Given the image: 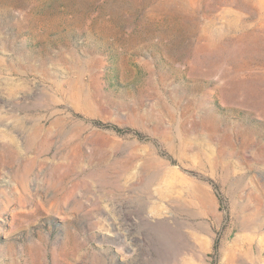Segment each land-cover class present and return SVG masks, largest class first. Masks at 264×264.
I'll use <instances>...</instances> for the list:
<instances>
[{"label":"rangeland","instance_id":"obj_1","mask_svg":"<svg viewBox=\"0 0 264 264\" xmlns=\"http://www.w3.org/2000/svg\"><path fill=\"white\" fill-rule=\"evenodd\" d=\"M0 264H264V0H0Z\"/></svg>","mask_w":264,"mask_h":264}]
</instances>
